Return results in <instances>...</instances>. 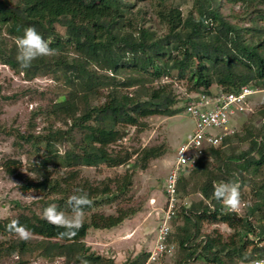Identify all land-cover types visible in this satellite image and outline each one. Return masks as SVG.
Listing matches in <instances>:
<instances>
[{
	"label": "trees",
	"instance_id": "obj_1",
	"mask_svg": "<svg viewBox=\"0 0 264 264\" xmlns=\"http://www.w3.org/2000/svg\"><path fill=\"white\" fill-rule=\"evenodd\" d=\"M167 1L157 0L156 4L155 15L165 27L159 34L137 22L140 10L134 11V3L128 0H0V63L26 80L51 76L63 89L61 98L44 112L45 132H14L38 158L31 168L34 177H25L20 188L42 194V212L53 203L67 210L65 202L75 188L85 190L93 201L85 208L84 226L71 239L61 238L63 229L54 228L33 209L0 218V256H17L15 264L33 255L48 260L62 257L66 263L81 264V259H86L89 264H114L90 252L84 238L90 228L110 229L129 215L120 209L116 215L94 209L124 194L131 175L126 172L92 182L80 175V168L125 164L129 153L109 150L123 138V126H138L145 117L173 116L184 110V106L173 107L175 97L169 83L153 85L164 77L186 80L194 92L211 93L212 84L223 92L237 91L245 84L264 89V12H258L252 24L243 28L225 19L218 0H192L187 12L181 9L187 0ZM230 1L240 2L252 12L257 3L264 4V0ZM28 26L51 41L57 54L38 58L30 68L22 69L16 59L15 38ZM102 90H106L103 101ZM1 131L10 134L4 127ZM73 131L80 135L79 142H75ZM233 136L240 139L238 133ZM246 138V150L227 154L222 147L231 142L229 137L219 147L206 150L195 169L180 177L178 192L194 177L199 179L201 199L181 206L172 220L182 219L169 236L178 250L173 264H247L264 257V244H260L264 223L258 225L253 241L255 225L248 217L258 214L264 220V124ZM64 141L69 148L61 152L58 147ZM163 154L160 146L144 148L131 168L141 162L145 166ZM2 166L7 174L21 176L19 159H6ZM236 178L240 189L248 187L254 197L248 215L237 216L213 197V182ZM16 206L23 207L18 202ZM12 220L31 230L27 241L7 229ZM205 223H223L232 232L224 235L213 229L205 233ZM148 256L149 251L142 252L123 264H144Z\"/></svg>",
	"mask_w": 264,
	"mask_h": 264
},
{
	"label": "rangeland",
	"instance_id": "obj_2",
	"mask_svg": "<svg viewBox=\"0 0 264 264\" xmlns=\"http://www.w3.org/2000/svg\"><path fill=\"white\" fill-rule=\"evenodd\" d=\"M133 4V10H140L138 23L150 26L157 33L165 32V27L158 21L155 11L157 0H128ZM169 0L167 4L178 2ZM193 5L192 0L181 4V9L187 12ZM221 14L232 24L240 27H249L258 12H264V4L257 3L254 12L251 8L243 7L240 2L230 0H218ZM259 23L263 21L256 19ZM56 29L64 32V28L56 25ZM169 83L170 89L175 97L174 108L185 105L189 96L195 92L191 90V84L186 80H179L176 77H164L153 85ZM211 91H219L222 88L212 84ZM258 91L250 99L246 111L235 117V133L238 137L231 136V142L222 149L227 154L244 151L249 146L247 135L249 132H259L264 124V89ZM63 89L51 76H37L26 80L22 74L14 73L7 65L0 63V218L13 217L20 212L29 213V209L42 214V203L39 199L42 194L35 190H21L25 177H34L31 170L32 164L38 158L32 152L31 147L22 140L16 138L14 132L20 133H43L46 131L47 122L44 112L50 105L61 98ZM106 90H102L100 100H105ZM138 126H123L124 136L116 144L111 145L109 150L114 154L129 153L130 159L122 165L108 167H81L80 175L92 182L106 181L108 178L121 177L126 172L131 175V185L127 191L112 202L104 203L94 211L104 214L118 213V210L129 215L118 226L110 229L90 228L84 238L85 244L90 252H94L104 258L110 259L114 264H123L125 261L133 260L139 253L149 251L155 243L156 228L159 224V215L165 197L163 194L164 179L170 171L177 146L183 139L193 131L194 123L191 117L182 110L173 116L151 115L141 119ZM56 126H61L57 123ZM2 127L10 134L1 131ZM75 142L80 141V135L73 131ZM160 146L164 154L160 157L150 159L143 166L138 163L134 169L131 165L144 148ZM61 152L69 148L68 142L59 144ZM77 152H79L77 150ZM6 159H19L21 161L20 175H9L3 168ZM211 161V159H209ZM214 166V165H212ZM51 169V168H50ZM53 174L59 171L51 170ZM188 174H185L187 176ZM199 179L194 177L185 190L179 191V202L176 213L181 206H188L191 202H197L201 195L197 191ZM250 189H240V208L235 213L237 216L248 215V209L253 202V195ZM18 202L23 207H17ZM54 204V203H53ZM233 212V211H232ZM253 228V241L257 239L258 225L264 223L258 214L248 215ZM182 224L181 218H176L172 225L173 231L177 225ZM213 229H219L224 235L231 233V229L223 223H205L202 231L211 233ZM178 254L176 248L171 256L160 257L158 263L173 264ZM17 256H0V264H15ZM20 264H75L66 263L62 257L52 260L28 256L26 262ZM241 264V262L239 263Z\"/></svg>",
	"mask_w": 264,
	"mask_h": 264
},
{
	"label": "built area",
	"instance_id": "obj_3",
	"mask_svg": "<svg viewBox=\"0 0 264 264\" xmlns=\"http://www.w3.org/2000/svg\"><path fill=\"white\" fill-rule=\"evenodd\" d=\"M257 91L251 84H245L231 92H195L185 102L184 111L193 120L194 129L177 146L173 165L164 179L165 201L159 215L155 243L144 264L158 263L160 257L174 253L176 245L169 241V236L179 202L180 177L195 169L206 150L219 147L235 134V117L246 111ZM260 244H264V239ZM256 259L264 260V257L253 260Z\"/></svg>",
	"mask_w": 264,
	"mask_h": 264
},
{
	"label": "clouds",
	"instance_id": "obj_4",
	"mask_svg": "<svg viewBox=\"0 0 264 264\" xmlns=\"http://www.w3.org/2000/svg\"><path fill=\"white\" fill-rule=\"evenodd\" d=\"M205 23H211V21L206 20ZM50 43L51 41H46L35 27H26L23 34L15 38L16 59L19 66L22 69H27L38 58L55 56L57 51L50 47ZM213 189L214 199L222 201L230 211L239 210L241 200L238 178L230 181L213 182ZM65 204L67 210L59 209L56 204L48 205L43 209L42 218L54 228L63 229L59 233L61 238L71 239L84 226L85 208H90L93 201L85 190L75 188L73 193L68 196ZM6 227L18 235L21 240L27 241L32 234L31 230L26 225L21 224L19 220H12ZM81 264H89V262L86 259H81ZM250 264H264V260H252Z\"/></svg>",
	"mask_w": 264,
	"mask_h": 264
}]
</instances>
